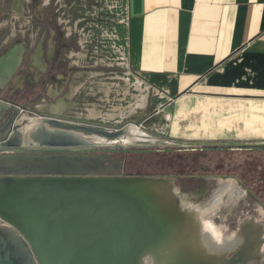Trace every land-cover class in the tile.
Returning a JSON list of instances; mask_svg holds the SVG:
<instances>
[{"label":"crops","instance_id":"crops-1","mask_svg":"<svg viewBox=\"0 0 264 264\" xmlns=\"http://www.w3.org/2000/svg\"><path fill=\"white\" fill-rule=\"evenodd\" d=\"M126 5L121 29L131 76L120 78L122 100H128L127 110H118L122 116L142 117L151 104L158 120L132 123L147 135L168 136L169 143L179 144L176 150L247 154L264 147V0ZM73 87L69 101L80 91ZM108 88L113 93L118 87Z\"/></svg>","mask_w":264,"mask_h":264},{"label":"bare ground","instance_id":"bare-ground-1","mask_svg":"<svg viewBox=\"0 0 264 264\" xmlns=\"http://www.w3.org/2000/svg\"><path fill=\"white\" fill-rule=\"evenodd\" d=\"M28 119L30 122L23 128L25 133L40 123V121L37 123L35 118ZM92 138L97 143H105L103 138L97 136ZM157 141L156 138H151L131 124L127 127V135L115 140L114 143L133 145ZM0 163L22 167L16 172L20 175L30 173L26 178L10 174L0 175V219L2 221H5V218L13 219L20 230L22 229L32 239L38 227L44 226L46 232L41 242V250L46 254V258L50 253L54 255L63 249L65 256L60 259L65 260V264H112L113 262L129 264L133 258L132 251L135 249L139 250L138 256L141 258L139 264H144L142 258L146 256L148 264H235L237 262L226 258L227 251L210 247L205 242L202 230L211 231L212 225L206 220L202 224L198 223L190 212L185 211L192 205L188 202L187 196L178 191L171 178L122 176L120 162L109 159L104 154L93 153L2 156ZM41 171H45L44 177L32 175ZM87 173L97 174L91 176L86 175ZM225 179L218 180V184ZM243 192L236 182L234 197ZM61 193L78 194L85 199H91L97 204L98 210L95 213L91 210L77 213L80 209L73 208L74 213L69 208L62 207L53 215L40 213V218L37 212L38 206L34 202L41 197ZM120 200L125 203L128 211L133 213V222L139 224L127 221L128 211L119 203ZM109 201L113 203L115 214L108 207ZM94 221L97 225L106 227L107 234H104L103 228L96 227L93 229L96 239L87 244L76 239L75 245L73 241L64 248L61 247V243L57 247L52 244L53 240L57 241L58 237L64 235V230L70 232L77 224H82V234V231L83 233L88 231L86 227L91 228L94 225H92ZM126 221L130 225H138L136 230L138 227L147 226L142 227L145 231L138 228L139 234L136 238L126 240L122 232L126 230ZM146 230H150V234L146 233ZM142 232L148 235L147 241L138 242L136 239L141 237ZM130 235L133 237L134 234ZM246 245L247 243L243 244ZM114 246L119 247L118 250L114 251ZM123 247L126 249V257L120 262L119 252ZM69 248L74 252L68 253ZM242 251H245V248ZM143 254L144 256L141 257ZM240 254L243 256L247 253ZM54 264H60L58 259L54 260Z\"/></svg>","mask_w":264,"mask_h":264},{"label":"flooded vegetation","instance_id":"flooded-vegetation-1","mask_svg":"<svg viewBox=\"0 0 264 264\" xmlns=\"http://www.w3.org/2000/svg\"><path fill=\"white\" fill-rule=\"evenodd\" d=\"M54 1L45 4L41 0H22L25 7H12L14 16L11 35L3 38L0 31V154L71 153L58 150L35 151L37 147L25 145L27 139L24 138L23 128L30 122L29 117L35 118L37 123L43 118H53L92 126L82 123L79 116L81 92L73 94L70 98L72 101L68 98L70 89L78 79L76 75H85L92 71V66L75 61L77 57L73 52L79 49L76 36H67L58 25L61 7L54 4ZM20 11L24 15L23 22L18 21L21 19L18 15ZM87 93H83L85 98ZM11 148L19 150L5 151ZM23 149L30 150L26 152ZM21 168L0 163V175H16ZM240 189L244 192L234 197L235 207L225 210L227 223L231 218L235 219L234 226L230 228L234 239L225 250L226 258L236 260L235 264H263L264 226L258 221L264 219V210L253 203L251 207L256 215H241L240 209L250 204L246 191L241 186ZM188 202L195 206L189 198ZM244 248L245 251H242ZM241 252L247 254L242 256Z\"/></svg>","mask_w":264,"mask_h":264},{"label":"rangeland","instance_id":"rangeland-1","mask_svg":"<svg viewBox=\"0 0 264 264\" xmlns=\"http://www.w3.org/2000/svg\"><path fill=\"white\" fill-rule=\"evenodd\" d=\"M12 3L13 0H0V31L3 33V38H8L12 33V17L14 16V14H12L14 13V9L12 10V7L18 8L19 5H23L22 0H14L13 5ZM23 7L25 6L23 5ZM18 15L21 17V19H19L18 21L23 22L24 15H22L21 11L18 12ZM98 56H102V60L98 59L97 62L95 61V64L92 65V71L87 72L85 75L82 74L83 78L80 80L77 79L75 84L76 87L79 88L82 97V100H80L82 102L81 109L79 110L81 122L99 128H119L125 123L140 121L151 122L154 120H158L153 118V110L151 104L147 106L145 115L142 117L136 116L135 114L131 115L126 112H124L123 114H126L127 116L123 118L121 117L122 113L118 110H120L119 108H121V106H123V109H121V111L127 110V107H125V105H127L125 101H128L127 99L122 100L124 96V94L122 95V88L124 89V83L120 81V78L124 74L120 72V66H110L108 62L104 63V54ZM87 60L88 58H86V60L84 61ZM77 61L82 63L81 59H78ZM111 83L117 85L118 87L113 88V93H110V90H112V88H108L110 87ZM71 90L72 88L70 89V91ZM115 90L118 91V94L115 92ZM84 92H88L87 98L83 96ZM135 94L136 93H133L132 96H134ZM129 110L131 111V108ZM119 119H122V121L120 123H117L116 120ZM147 132H150L149 135L154 138H163L165 141L169 142V139L167 138L168 136L164 134L152 131ZM115 145V148L111 149L107 148L104 150L87 151L82 153L105 154L107 158L115 159L120 163H123L124 160H134L133 163H135L134 165H136L138 160L135 156L139 154H147L152 151L161 152L168 149H175L179 144L172 142L169 143V145L166 147L155 145L149 149L122 148L121 143L119 144V142ZM132 156L134 157L132 158ZM201 161L202 163L198 167L197 172L195 171L196 175H157L154 177L171 178L178 191L185 194L191 201L204 199L219 178H235L239 185L246 191L248 195V203L250 204L242 207L240 209V214L243 216H255L256 214L252 209L253 207H251L253 203L258 204L264 210V147L255 148L253 152H249L247 154L245 152L237 151H211L210 153L206 154ZM148 170L155 172L157 169H153L152 167H150ZM86 175L92 176L96 174ZM120 175L123 176L122 172H120ZM239 177L242 182L238 180ZM234 222L235 219L231 218L228 222L230 228L234 226ZM258 222L264 226V219H260V221ZM143 256L144 254L141 257ZM139 259L141 258L138 257V262H141V260Z\"/></svg>","mask_w":264,"mask_h":264},{"label":"water","instance_id":"water-1","mask_svg":"<svg viewBox=\"0 0 264 264\" xmlns=\"http://www.w3.org/2000/svg\"><path fill=\"white\" fill-rule=\"evenodd\" d=\"M45 124V126H44ZM131 124H126L116 130H106L95 126H87V125H80L75 123H69L66 121L53 119V118H43L40 120V124H38L34 129H31L30 131L25 133L24 138L27 139V143L25 145H30L35 148V151H66V152H77L76 154L84 155L87 151H98V150H104L107 148H115L114 143L115 140L119 139L122 136L127 135V127H129ZM48 126V127H47ZM92 136H97L100 138H103L105 143H97ZM152 138V137H151ZM154 138V137H153ZM157 142H148V143H142V144H133V145H121L122 148H152L155 145L166 147L169 145V142L156 138ZM19 150L17 149H5L6 152H13ZM30 149H23L22 151H29ZM81 152V153H80ZM71 153H40V154H34V153H2L0 154V159L2 158V155H14V156H55V155H68ZM87 155V154H85ZM105 155V154H104ZM105 157H107L105 155ZM106 160V158L104 159ZM115 160V159H113ZM117 161V160H116ZM104 162V161H103ZM123 163H121V170L122 172ZM30 173H22L20 175L19 173L16 174L18 176H23V178H26ZM34 176L39 175L40 177H44L46 174L45 171L41 172H34L32 173ZM59 174V173H58ZM87 174H97V173H87ZM15 175V174H14ZM63 175V174H61ZM131 177V176H128ZM135 177V176H133ZM72 195V196H71ZM58 194L55 196H48V197H41L34 203L38 206V214L44 213L53 215L58 208L67 207L70 211H73V208L80 209L77 211V213H82L85 210H91L93 213H95L97 209V204L94 203L91 199H85L81 195L78 194ZM119 203L125 207V210L128 211L127 207L125 206V203H123L122 200L119 201ZM103 206V205H102ZM26 207H30V205H26ZM108 207L112 209L113 213L115 214V208L113 207L112 202H108ZM75 213V212H74ZM89 214V213H87ZM127 221L130 223H136L133 222V213L128 211V214L126 215ZM41 218V215L39 216ZM5 221H2L0 219V264H54V260L58 259V262L60 264H65V260L60 259L65 256V251L62 249L60 252L56 254L50 253L48 258H46V254L41 250V242L44 239V235L46 232V228L44 226H39L38 231L36 235H33V239L29 238L27 236L26 232H23L22 229L17 226L16 222L11 218H5ZM94 219V218H92ZM123 219V218H122ZM42 220V219H41ZM125 222V228L126 230H122L123 235L125 236L126 240H131L136 238V236L139 234L138 228L141 229V231H145L143 228L145 226H142L141 228L138 227L137 230L135 229L138 225H130L128 222ZM147 222V221H146ZM150 222V221H149ZM148 222V223H149ZM94 224V225H93ZM139 224V223H136ZM93 225V226H92ZM92 227L88 229L87 232L82 231L81 234V228L82 224H77L76 227L72 228L70 232L68 230H64V235L62 237H58L59 240L56 241L53 240L52 244L59 246L61 243V247L64 248L67 245H71L73 242L74 245L77 241H81L84 244H87L88 242H92L95 238L93 229L98 227L99 229L103 228L104 234H107V228L101 226L100 224L97 225V222H92ZM84 228V227H83ZM136 231V232H134ZM78 235H75V234ZM133 233V237L130 235ZM146 233L150 234V230H146ZM140 238H137L136 240L138 242L142 240L147 241V236L144 232H142ZM44 236V237H43ZM77 241H76V240ZM34 240V242H33ZM151 241V240H150ZM125 247V246H124ZM124 247L119 252V258L120 262L125 259L126 255V249ZM114 251L118 250L119 247L114 246ZM68 253L74 252L73 249H68ZM113 251V253H114ZM138 252L139 250H133L132 255L133 258L131 259V262L129 264H139L138 262ZM114 264V262L112 263Z\"/></svg>","mask_w":264,"mask_h":264},{"label":"built area","instance_id":"built-area-1","mask_svg":"<svg viewBox=\"0 0 264 264\" xmlns=\"http://www.w3.org/2000/svg\"><path fill=\"white\" fill-rule=\"evenodd\" d=\"M41 1L51 4L53 0ZM55 3L61 7L58 25L67 36H76L79 49L73 54L77 57L75 61L82 60V63H77L92 66L98 59L102 60V56L98 55L104 54V63L121 67L120 72L124 74L122 78L131 76L127 40L122 33L127 22L126 0H55ZM86 58L88 60L84 61ZM121 121L122 119L116 120L117 123ZM126 124L133 123L124 125ZM134 126L140 129L139 126Z\"/></svg>","mask_w":264,"mask_h":264},{"label":"clouds","instance_id":"clouds-1","mask_svg":"<svg viewBox=\"0 0 264 264\" xmlns=\"http://www.w3.org/2000/svg\"><path fill=\"white\" fill-rule=\"evenodd\" d=\"M235 178H226L223 182L214 186L202 200H193L191 206L185 211L197 220L198 223L208 221L212 224V230H202L205 242L218 250H227L234 239L230 226L226 222L225 210L235 207L234 185ZM144 264H148V257L142 258Z\"/></svg>","mask_w":264,"mask_h":264},{"label":"trees","instance_id":"trees-1","mask_svg":"<svg viewBox=\"0 0 264 264\" xmlns=\"http://www.w3.org/2000/svg\"><path fill=\"white\" fill-rule=\"evenodd\" d=\"M205 154L199 150H176L170 149L161 152L152 151L147 154L135 156L138 160L134 165L133 161L124 160L122 173L125 176H188L196 175ZM134 156H132L133 158ZM201 161V162H200ZM136 162V161H135ZM152 167L155 172L149 171ZM134 169V170H132ZM194 169V170H192ZM191 170V171H189Z\"/></svg>","mask_w":264,"mask_h":264}]
</instances>
